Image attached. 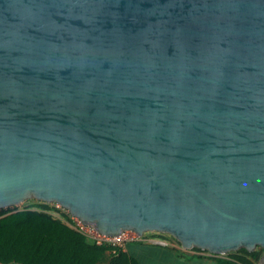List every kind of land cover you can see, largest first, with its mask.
I'll return each mask as SVG.
<instances>
[{
    "label": "water",
    "instance_id": "water-1",
    "mask_svg": "<svg viewBox=\"0 0 264 264\" xmlns=\"http://www.w3.org/2000/svg\"><path fill=\"white\" fill-rule=\"evenodd\" d=\"M260 246L264 0H0V209Z\"/></svg>",
    "mask_w": 264,
    "mask_h": 264
},
{
    "label": "trees",
    "instance_id": "trees-1",
    "mask_svg": "<svg viewBox=\"0 0 264 264\" xmlns=\"http://www.w3.org/2000/svg\"><path fill=\"white\" fill-rule=\"evenodd\" d=\"M32 204L20 208L18 205L0 209V263L2 264H140L127 248L132 244H143V240L132 241L126 248L96 245L74 227L68 211L54 203L28 199ZM150 237H159L180 245L173 236L161 232H147ZM168 249V248H167ZM168 255L177 264L201 263L209 257L187 256L177 249H169ZM195 253H205L196 247ZM263 250L257 246L249 251L235 250L229 259H214L215 264H259ZM181 262H180V261Z\"/></svg>",
    "mask_w": 264,
    "mask_h": 264
},
{
    "label": "rangeland",
    "instance_id": "rangeland-1",
    "mask_svg": "<svg viewBox=\"0 0 264 264\" xmlns=\"http://www.w3.org/2000/svg\"><path fill=\"white\" fill-rule=\"evenodd\" d=\"M31 204H32L31 201L25 200L22 203L18 204V206L20 208H23V207L31 205ZM55 205L57 206V204H55ZM57 207H60V206H57ZM142 240H145V241L147 240L146 244H144L145 246L152 247V248L156 247L159 249V253H156V256H153L152 259H151V257H145V259L141 260L142 262L144 261L145 264L147 262H148L147 264H149L151 262H152V264H157V263H155V260H157V258L161 259V255H163L164 252H166V253L170 252V255H171L172 252L169 249H173V248L177 249L179 252H182L187 256L200 255V256H205V257L210 258V259H207L201 263H198V260H197V262L193 261V262H189L186 264H215L214 261H212V260H214V259L227 260V259H229V255L234 252V251H230V252H227L224 254H211L210 252L195 253L191 249H184L181 247V245L171 243V242L164 240V239H161L159 237H150L147 233H144ZM141 245H143V244H141ZM124 248H126V245L124 246ZM160 248L164 250V252L162 254H161L162 251L160 250ZM157 262H161V261L158 259Z\"/></svg>",
    "mask_w": 264,
    "mask_h": 264
},
{
    "label": "built area",
    "instance_id": "built-area-1",
    "mask_svg": "<svg viewBox=\"0 0 264 264\" xmlns=\"http://www.w3.org/2000/svg\"><path fill=\"white\" fill-rule=\"evenodd\" d=\"M72 218L74 221V227L79 230L88 240L96 245L107 244L110 246H120L124 248L128 242L139 241L143 239L144 234L138 235L137 233L130 230H124L118 236L106 235L97 231L91 225L83 224L75 217Z\"/></svg>",
    "mask_w": 264,
    "mask_h": 264
},
{
    "label": "crops",
    "instance_id": "crops-1",
    "mask_svg": "<svg viewBox=\"0 0 264 264\" xmlns=\"http://www.w3.org/2000/svg\"><path fill=\"white\" fill-rule=\"evenodd\" d=\"M144 244H146V241H144L143 245L141 244H132L130 245L127 250L131 253V255L135 256L138 261L140 262V264H145V262L143 263L141 260L145 259V257H152L156 256V253H159V249L156 247H147ZM125 249V248H124ZM160 250L162 251L161 254L164 252L163 249L160 248ZM160 260L161 262H157V260ZM170 258V256L168 255V253L164 252L163 255H161V259L157 258V260H155V263L157 264H177V262L173 259ZM148 263V262H147ZM146 263V264H147ZM2 264V263H0ZM149 264H152L149 263Z\"/></svg>",
    "mask_w": 264,
    "mask_h": 264
}]
</instances>
